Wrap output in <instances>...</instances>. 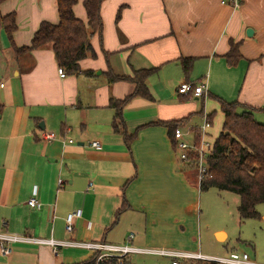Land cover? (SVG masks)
<instances>
[{
  "label": "crops",
  "instance_id": "obj_1",
  "mask_svg": "<svg viewBox=\"0 0 264 264\" xmlns=\"http://www.w3.org/2000/svg\"><path fill=\"white\" fill-rule=\"evenodd\" d=\"M78 1L74 13L87 22L85 0ZM13 12L16 47L31 45L43 21L59 22L56 0L0 5L2 16ZM101 13L102 35L91 40L96 58L65 78L51 47L17 58L0 28V232L222 257L217 247H202L200 182L179 161L170 129L150 123L177 121L197 138L196 115L212 125L220 110L224 120L218 99L245 105L264 123V0H239L238 7L234 0H105ZM232 44L240 55L235 65L227 59ZM151 68L157 71L146 84L154 100L132 98L119 121L111 99L124 100L135 85L111 83L109 72L133 76ZM184 82L203 85L205 94H179ZM44 132L55 139L45 140ZM33 197L36 208L28 204ZM75 211L81 215L67 233ZM212 235L218 244L228 238L220 226ZM92 256L17 244L0 253V264H77ZM132 256L144 255L128 257L136 264Z\"/></svg>",
  "mask_w": 264,
  "mask_h": 264
},
{
  "label": "trees",
  "instance_id": "obj_2",
  "mask_svg": "<svg viewBox=\"0 0 264 264\" xmlns=\"http://www.w3.org/2000/svg\"><path fill=\"white\" fill-rule=\"evenodd\" d=\"M6 0H0V5ZM105 0H85L84 8L87 22L76 17L74 6L78 0H56L59 22L54 24L43 21L31 45L16 47L13 34L17 30L16 14H0V28L8 35L17 58L29 54L33 50L51 47L55 53L58 66L66 75H75L82 72L80 62L88 57L96 58L92 46V38L102 35L104 28L102 20V4ZM121 19V8L116 15V23ZM232 50L227 56L228 62L235 65L240 58L238 46L232 44ZM185 72L190 69V60L181 61ZM157 71L156 68L134 71L133 76L108 74L109 82L129 81L135 85V91L124 100L111 99L110 106L116 110V119L121 120L122 108L134 97L140 96L153 101L154 98L146 84L147 79ZM90 75L92 71H85ZM224 120L221 131L215 139L212 151L206 157L207 175L200 181V190L206 191L215 188L219 191H228L239 196L237 207L241 221L257 219L260 215L257 207L264 204V123L257 120L254 112L239 102L228 103L218 99ZM211 118V116H210ZM167 126L176 148L174 132L180 128V122H153ZM211 124V123H210ZM211 126V125H210ZM117 131V121L114 125ZM136 137V133L127 137L128 144ZM197 140V138H196ZM189 163L196 164L197 153L190 152ZM96 255L77 264H134L127 257L112 258L97 262ZM201 262V261H200ZM191 263V261L187 262ZM204 264H217L205 262Z\"/></svg>",
  "mask_w": 264,
  "mask_h": 264
},
{
  "label": "built area",
  "instance_id": "obj_3",
  "mask_svg": "<svg viewBox=\"0 0 264 264\" xmlns=\"http://www.w3.org/2000/svg\"><path fill=\"white\" fill-rule=\"evenodd\" d=\"M234 6H239V0H234ZM60 77L65 78L66 73L62 68L58 69ZM5 84L0 83V89L4 88ZM206 90L203 85H194L191 83H182L178 88L179 94L188 95L192 93L195 97H201L205 94ZM210 122L205 121L201 131L204 134L206 130L210 127ZM184 132L181 128H177L174 132V137L176 139V148L179 151V158L184 163H189L190 161V152H196V164L198 165L200 171L199 182L207 175L206 167V157L212 151L213 145L208 142H202L200 133V143L199 146L196 143L191 146L184 140ZM43 138L45 140H54L55 135L53 133L44 132ZM72 143V140H69ZM91 145L96 148H100L99 142H92ZM59 184L63 185V181L59 180ZM28 204L32 208H36L40 205L39 201L35 197L31 198L28 201ZM81 215L80 211H75L69 214L66 219L65 230L67 233H72L75 228V220ZM131 234L129 238H132ZM24 244V245H37V246H49L52 248V252L55 255H58L61 249H80L91 252L93 255H96L97 262H102L112 258H118L119 260L124 257H129L134 254H143L149 256H157L162 258H168L171 261V264H182L180 261H201V262H213L217 264H260L255 261H251L247 254H242L241 256L232 253L226 257H210L202 253H186L179 252L167 249L159 248H137L129 244H109V243H99L93 241H81L76 239H67V240H58L55 238H42L35 237L30 235H22L16 233L0 232V253L3 255H9L12 251L14 245Z\"/></svg>",
  "mask_w": 264,
  "mask_h": 264
},
{
  "label": "rangeland",
  "instance_id": "obj_4",
  "mask_svg": "<svg viewBox=\"0 0 264 264\" xmlns=\"http://www.w3.org/2000/svg\"><path fill=\"white\" fill-rule=\"evenodd\" d=\"M77 5L79 4V1ZM78 8V7H77ZM76 8V9H77ZM76 15V13H75ZM77 16V15H76ZM78 17V16H77ZM116 22V17H115ZM194 124H197L196 128L201 134V143L204 141L210 142L212 145L215 142L221 130L223 122V115L220 110H217L214 118L212 119V125L207 129V134L202 133L201 127L204 120L201 116H195ZM181 130L187 133L185 140L189 145L193 146L195 143L199 146L200 136L196 132L190 131V129ZM200 143V144H201ZM203 145V143L201 144ZM178 159L183 163L178 154ZM186 165L188 171L192 173V176L199 181L200 171L197 164ZM201 243L203 249H211L217 247L222 257L229 256V253H236L238 255L247 254L251 261H255L260 264H264V204H260L257 207L259 217L257 219H249L241 221L237 211L239 206V196L228 191H219L215 188L201 191ZM220 226L227 233V241L225 244H218L212 235L213 230ZM136 264H168L169 259L157 257V256H132ZM182 263V260L180 261ZM205 262L191 261V263L184 264H204Z\"/></svg>",
  "mask_w": 264,
  "mask_h": 264
},
{
  "label": "water",
  "instance_id": "obj_5",
  "mask_svg": "<svg viewBox=\"0 0 264 264\" xmlns=\"http://www.w3.org/2000/svg\"><path fill=\"white\" fill-rule=\"evenodd\" d=\"M248 33L250 34V33H251V31H248ZM42 128H44V125H42Z\"/></svg>",
  "mask_w": 264,
  "mask_h": 264
}]
</instances>
